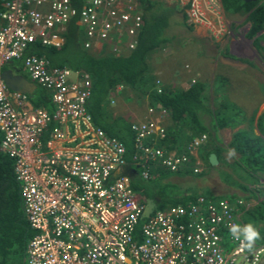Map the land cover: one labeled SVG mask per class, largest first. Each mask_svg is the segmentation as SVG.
Returning a JSON list of instances; mask_svg holds the SVG:
<instances>
[{"label": "built area", "instance_id": "built-area-1", "mask_svg": "<svg viewBox=\"0 0 264 264\" xmlns=\"http://www.w3.org/2000/svg\"><path fill=\"white\" fill-rule=\"evenodd\" d=\"M185 2L192 26L205 25L206 11H222L220 0ZM71 23L84 49L104 48L112 56L133 49L142 27L136 0H0V151L12 163L21 212L35 232L25 264H257L264 244L241 249L229 231L243 226L241 200L198 197L188 207L154 209L139 224L144 200L122 174L124 146L94 127L85 110L88 75L51 66L33 51L60 48ZM12 61L48 92L51 111L30 107L24 93L6 88L2 67ZM154 90L161 91L158 80ZM165 116L166 110L147 107L129 127L131 159L142 180L152 168L201 171L197 151L206 134L180 152L166 149L160 144Z\"/></svg>", "mask_w": 264, "mask_h": 264}, {"label": "trees", "instance_id": "trees-1", "mask_svg": "<svg viewBox=\"0 0 264 264\" xmlns=\"http://www.w3.org/2000/svg\"><path fill=\"white\" fill-rule=\"evenodd\" d=\"M136 1L142 27L133 49L125 51L120 56H112L104 48L98 53L84 49L81 31L72 23L65 28L64 43L60 48L37 46L33 51L46 58L51 66L66 67L88 75L91 88L85 110L94 127L100 129L106 136L116 138L124 146L126 165L122 168V174H128L131 188L135 192L140 191L138 194L143 200L151 199L155 203V210L161 211L176 206L188 207L201 196L211 200L206 198L209 197L208 193L195 195L189 192H175L178 186L177 180L181 177L190 175L198 177V174H192L188 169L170 173L160 168H152L154 180L164 179L171 191L165 194L161 189L142 192L144 184L142 181L145 180L140 179L131 159L133 147L129 127L131 123L143 119L147 107L164 109L168 112L164 125L166 137L160 144L166 149H176L180 152L185 147H179V145L177 148L175 144H188L200 134H206L207 140L210 141L212 134L203 125L200 115L210 116L211 130L214 132L230 121H242L252 126L255 111L248 117H243L239 110L235 112L237 114L240 112L241 116L233 117L224 114L228 112L227 104H223L225 96H222L225 92L222 89V84L225 82L224 76H215L210 84L200 79H195L193 84L185 86L163 82L158 74V64L155 60L159 52L172 46V40L165 35V29L175 5H168L162 0ZM220 6L225 17L232 15L244 17V22L248 24L245 37L252 40L254 49L264 51V0H220ZM182 18V24H185L183 13ZM187 28L190 30L189 27ZM156 80L161 85L160 93L154 90ZM262 93L264 97V91ZM210 95L213 98L212 103H216L213 110L208 107ZM29 102L32 108H44L51 111L49 94L42 88L38 87L35 90ZM111 102L116 103V106H112ZM128 109H132L137 117H133ZM255 127L259 136L254 135L251 128L244 126V130H238L232 135L229 145L239 155L241 164L248 168L252 167L249 168V172L263 173L264 111L256 118ZM211 152L215 153L214 150ZM202 159L207 165L208 153L202 156ZM253 213L246 214V218L242 220L243 225L251 222L253 224L264 217V208L261 212H255V217ZM142 222H144L143 219L139 220V224ZM34 234V230L29 227L21 212L12 163L3 153H0V264H25L26 243Z\"/></svg>", "mask_w": 264, "mask_h": 264}, {"label": "rangeland", "instance_id": "rangeland-1", "mask_svg": "<svg viewBox=\"0 0 264 264\" xmlns=\"http://www.w3.org/2000/svg\"><path fill=\"white\" fill-rule=\"evenodd\" d=\"M162 1L168 5L174 4L175 9L169 18V26L166 28L167 30L165 29V35L174 37V41L172 46L166 47L159 52L155 60L158 64L157 69H159L158 74L160 77L164 76L166 79L172 78L176 75L173 72L175 69L177 71L182 69L190 71L192 74H198V79L210 84L215 76H224L225 82L222 84V89L225 92H223L222 96H225V99L223 104L226 103L228 107L226 108L228 112H224V114L237 117L241 116L242 113L243 117H248L253 111L256 112L255 104H259L261 100V102H264L262 93L264 91V51L254 49L252 40H248L245 37L248 24L244 22V17L238 15L225 17L220 9L211 10V13H207L206 11V23L200 26L204 28V34L201 35L199 32L196 35L190 31H193L195 28L189 24L186 16L190 2L186 5L185 0H182L181 3L179 0ZM198 5L201 8L204 7L201 3H198ZM182 13L185 15V26L181 25L183 21ZM197 78L193 77V79L182 80L180 85L183 82H189ZM212 85L214 86L215 84ZM210 97L212 96L210 95ZM215 104L213 103V107ZM112 106L115 107L116 103L112 102ZM128 110L132 113L133 117H137L132 112V109ZM236 110H239L241 113L237 114ZM241 165L237 163L223 165L215 169L214 173L217 174L221 181H225L229 185L233 183L237 185L239 182H253L254 179L252 180L243 171ZM245 168L250 170L252 167L250 166V169L248 167ZM207 173L208 171H205L201 177H194L193 175L181 177L180 180H177L178 186L175 192L204 195L206 185L205 177L203 176ZM142 182L144 183L142 185V192L144 190L145 192H151L155 189H161L163 194H165L171 191L169 189L170 186L167 185L164 179L161 181L154 180L152 173L148 180ZM195 182L200 183V186L195 185ZM136 192L139 193L140 191ZM254 213L253 216L255 217L256 213ZM261 226V230H264V226ZM256 243L260 242L257 241ZM257 264H264V251Z\"/></svg>", "mask_w": 264, "mask_h": 264}, {"label": "crops", "instance_id": "crops-1", "mask_svg": "<svg viewBox=\"0 0 264 264\" xmlns=\"http://www.w3.org/2000/svg\"><path fill=\"white\" fill-rule=\"evenodd\" d=\"M181 25L185 26L182 23H181ZM168 26H169V22H168ZM168 26H167V28H168ZM200 26H193L195 29H193V31L192 30H190V31L194 32L196 35H198L199 32L201 35H203L204 34V28L200 27ZM166 36H168V35H166ZM170 38H171L172 43H173L174 37L170 36ZM186 69H188V68L186 67ZM4 71L8 72L11 76L22 77L23 79H25L27 82H29L30 84H32L35 87L30 94L24 93L27 97V104L31 107L30 102H29V98L34 94V92L38 88V86H36L35 84H33L32 82L29 81V79L27 78V76L25 75V73L21 67L20 62L12 61V62L5 64L2 67V72H4ZM176 71H177V69H175L173 72H175L176 75L178 74L177 76L174 75L172 78H169V79H166V78H164V76H162L161 77L162 81L163 82L165 81V83H170V84L175 85V86H181V85L185 86V85L189 84V82L188 81L183 82L180 85L182 80L185 81L189 78L190 79H193V77L197 78V76H198V74H192V72L187 71V70L181 69L177 72ZM161 74L163 75V73H161ZM175 78H177V79H175ZM211 99L212 98L210 97L208 107L210 110H213V103H212L213 100H211ZM261 101L259 102V104H255L256 112L254 114L252 126L251 125L248 126L246 122H242V121H238V122L230 121L223 128L215 130L213 132L211 130L212 120H211L210 116L207 114L200 115V120L202 121L203 125L207 129H209V131L212 134L210 141L207 140L205 142V144L202 145L201 148L198 149V151H197V156L199 157L198 159H200V162H201V171L198 174V176L201 177L205 171L206 172L208 171V173L205 176H203V177H205V185H206L205 186L206 187L205 193L209 194L208 195L209 197H206V198L211 199L212 201L219 200V199H226L230 202H232L233 200H241L242 203L244 204L243 207H240L238 209V217H239L241 223H242V220L244 218H246L247 213H253L255 211L261 212V210L264 208V172L263 173L249 172L244 167V165H241V163L239 162V155L237 153L232 158H229L227 153H228L229 149H232L229 145L231 142V139H232V135L235 132H237L238 130H244V126L246 128H251L252 133L256 136H259V133L255 127V120L264 111V102H261ZM167 117H168V112L166 111V116L164 117V119L162 121L163 126L166 124ZM262 139L264 140V136L262 137ZM186 144L184 145L183 143H177L175 145H177V148H178L179 145H180L179 147H181V146L185 147ZM213 150L215 151V153L211 152ZM0 153H2V152L0 151ZM206 153H208V156L210 154H214L216 161H217V163L215 165L211 166V165H209V163L207 165L204 164L202 156H204ZM233 163H237V164L241 165L243 168V171H245L246 174L252 178V180L254 179V181L251 183L239 182V183H237V185H234L235 183L229 185V184H226L227 182L221 181L219 179V177L217 176V174L214 173V170L218 169L219 167H221L223 165H230ZM195 184H197V186H200V183H198V182H195ZM257 217H260V216H257ZM262 218H259L258 220H256L253 223V225L258 230L260 229L259 232H260L261 238L258 240L260 243H262L260 245L264 244V241H263L264 240V230H261V228H260V227H262L261 225L264 226V217H262ZM24 260H25V255H24Z\"/></svg>", "mask_w": 264, "mask_h": 264}, {"label": "water", "instance_id": "water-1", "mask_svg": "<svg viewBox=\"0 0 264 264\" xmlns=\"http://www.w3.org/2000/svg\"><path fill=\"white\" fill-rule=\"evenodd\" d=\"M248 1V0H247ZM1 78L9 91H17L26 94H30L35 88L32 84L27 82L25 79L19 76H11L8 72H2ZM209 165H215L217 163L214 154L208 156ZM155 209V203L151 199H144L143 211L140 215V219L147 218L152 211Z\"/></svg>", "mask_w": 264, "mask_h": 264}, {"label": "clouds", "instance_id": "clouds-1", "mask_svg": "<svg viewBox=\"0 0 264 264\" xmlns=\"http://www.w3.org/2000/svg\"><path fill=\"white\" fill-rule=\"evenodd\" d=\"M236 154L235 149L228 150V157L232 158ZM231 237L235 241H239L241 249L251 251L256 242L261 238L259 230L252 224L248 223L243 226L234 224L229 229Z\"/></svg>", "mask_w": 264, "mask_h": 264}]
</instances>
